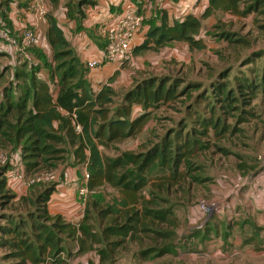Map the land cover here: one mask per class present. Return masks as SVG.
Instances as JSON below:
<instances>
[{
  "label": "trees",
  "instance_id": "trees-1",
  "mask_svg": "<svg viewBox=\"0 0 264 264\" xmlns=\"http://www.w3.org/2000/svg\"><path fill=\"white\" fill-rule=\"evenodd\" d=\"M50 1L54 7L60 2ZM96 4L97 0H66V17L76 22L78 30L83 29L85 8ZM9 8L10 0H0V23L8 28L13 23L9 18ZM218 12L241 17L255 12L256 16H261L264 14V0H209L200 15L189 13L182 20L172 21L163 16L159 24L152 22L145 39L135 48L134 54L159 51L174 42H185L192 50L204 49L206 44L199 37L203 20ZM46 16V37L52 49L51 57L40 46L30 47L25 51L35 60L26 56L15 59L13 55L0 49V57L12 58L8 66H0V82L10 70L15 80L14 83L4 84L0 89V150H15L13 154L19 153L22 165L31 175L42 170H57L71 152L73 164H81L87 169L89 178L86 181L85 174V183L89 192L108 185L119 192L112 203L105 205L107 208L104 211L120 216L125 219V223H116L106 230L124 238L141 223L145 232H150L153 236L146 234L162 247L159 250L169 251L175 233L169 228H165V231L159 229L160 225L155 227L152 216L161 219V212L149 205L158 202L155 197L147 199L142 191L150 184L147 173L158 165L172 171L173 178L170 181L168 175H162L158 178L167 182H155L152 187L160 190L166 187L169 190L173 186V179L179 175V163L183 160L189 163L194 154V135L192 139L186 138L183 143L176 145L170 141V137H165L161 145H155L147 153H131L128 157H110L103 149L142 133L150 119V109L159 108L185 95L188 89H199L200 86L192 83L180 90L173 78L152 75L137 80L119 97L113 87L120 72L118 71L108 81L94 87L87 76L90 68L72 47L55 15L47 13ZM12 34L18 35L19 32ZM220 34L229 41L232 40L230 32ZM254 56L262 57L264 51L255 53ZM43 71L47 77L42 75ZM226 77L223 74L220 78ZM259 87L264 91V68L262 74L238 80L237 92L228 88V84L222 80L213 85L212 91L214 97L223 104L222 108L227 111L236 108V103L239 102L237 93L240 96H256L255 91ZM244 102L247 103L246 100ZM136 106H142L144 111L136 115ZM219 121L220 119L214 121L213 118L202 120L203 134L207 135L210 129L218 134ZM78 126L81 127L80 131ZM10 164L7 161V165L0 166V249L4 250L0 264H71L68 261L71 253L68 242L73 239L81 241V235L88 234L86 223L89 219V201L86 202L85 219L78 224L65 220L61 214H52L48 204L60 178L37 189L31 199L22 197L19 200L18 204L28 202L33 208L26 209L25 215L6 213V210L15 208L17 200V195L10 190L7 177ZM239 167L244 168L245 165L240 164ZM192 170L189 167L188 174ZM247 171L252 172L250 169ZM261 171L260 163L257 173ZM192 178L198 179L197 176ZM164 201L167 204L170 202L167 197ZM94 205L98 206V202ZM139 206L143 207L144 217L140 215ZM152 212V216H146ZM130 220H136L134 225H130ZM148 225L150 230L146 229ZM132 238L135 235L132 234ZM63 252H66L65 257Z\"/></svg>",
  "mask_w": 264,
  "mask_h": 264
},
{
  "label": "rangeland",
  "instance_id": "rangeland-1",
  "mask_svg": "<svg viewBox=\"0 0 264 264\" xmlns=\"http://www.w3.org/2000/svg\"><path fill=\"white\" fill-rule=\"evenodd\" d=\"M60 2L54 9L46 6L47 13L57 15L61 20L62 26L67 29L69 28L68 24L62 22V19L66 16V11L63 9L58 10L59 7H64ZM32 10L35 13L34 8ZM8 12L11 21L16 14H21V12L12 13L10 10ZM26 12L29 11L26 10ZM18 18H21V16H18ZM45 18L48 22L47 16ZM19 22L22 21L19 20ZM11 26L5 28L12 33L16 32L15 29L20 27V25L14 23ZM21 29L24 30L25 26H22ZM221 32H230L232 40L229 41L224 38L220 34ZM67 33L71 35L70 33L72 32L67 30ZM199 37L206 44L204 49L192 50L185 42H174L159 51H147L140 55L134 54L132 58L121 64H116L117 68L113 74L116 75L120 71L113 82V87L119 97L127 89L131 88L137 80L152 75L173 78V80L177 81L180 90L192 83L200 86L199 89L193 87L188 89L185 95H181L178 99L169 101L159 108L150 109V119L142 133L103 149L105 154L110 157H119L121 155L122 157H128L131 153H147L155 145H161L165 137H170V141L176 145L183 143L186 138L192 139V135H194L192 140L194 154L189 160L190 164L185 160L179 163V175L173 179L175 181L169 190L166 187L160 190L157 187H152V184H155V182H167V180L158 178L162 175H168L171 181L173 178L172 171L158 165L147 173L150 178V184L144 188L142 193L150 199L156 198L158 204L149 205L152 207L160 206L159 201L164 197H167L170 202L176 199H184L185 202L192 200L196 204L201 199H211L209 196L211 195L210 189L207 185L215 183L214 181L217 177H214L215 175L217 176L219 171L221 174H225L226 177L231 175L232 179H236L239 173L241 177L251 175L254 178L260 167L259 156L264 154V91L262 88H257L255 91L256 96H240L237 93L239 102L236 103V108L227 111L222 108L223 104L214 97L212 91L213 85L218 80L224 81V83L228 84V88L236 91L238 80L262 74L264 56L255 58L254 55L264 51V14L261 16L251 14L241 17L230 13L218 12L203 20ZM19 55L14 58L19 57L22 59L26 56V58L30 57V60H35L29 52ZM48 55L52 56V49L48 52ZM11 61L12 58L2 56L0 57V66H8ZM223 74L227 75V77L221 79L220 77ZM42 75L47 77L44 71ZM14 82V76L10 70L5 74L4 79L1 80L0 89L4 84ZM245 100L247 103L244 102ZM143 111L142 106H136V115ZM212 118L214 121L220 119L218 134L215 130L210 129L208 134L204 135L201 121ZM14 151L0 150V166L7 165V161H10L9 157L13 155ZM1 156L5 157V159L1 160ZM70 158L71 152L67 154L66 160L61 163L59 168L53 172L58 174L59 177L65 171H71L69 168L76 170L78 179L76 181L75 195L82 205L78 187H82L85 184V177L82 174L84 166L73 164ZM240 164L245 165V167L240 168ZM189 167L193 169L190 174H188ZM11 169L12 166L10 164L7 171L10 172ZM249 169L252 172H248L247 170ZM22 172L26 179L37 175L41 176L42 180L30 186H25L23 182H18L19 180L16 182H14V179L11 180L13 184L9 183V187L11 192L17 195V200H15V208L6 210V213H12L17 216L25 215L27 213L26 209H33L28 202L24 205L18 204L22 197L31 199L37 189L48 185V183H53L46 179L49 174L53 173L52 171L42 170L35 175H31L23 166ZM192 176H197L198 179H194ZM13 178L15 177L13 176ZM224 178L222 179L224 180ZM215 188L219 190L217 184ZM118 194L119 192L109 185L89 192L87 197L89 214L92 216L95 212L97 207L94 205L95 202H100L103 198ZM162 205L166 204L161 203ZM3 252L4 250L0 249V259Z\"/></svg>",
  "mask_w": 264,
  "mask_h": 264
},
{
  "label": "crops",
  "instance_id": "crops-1",
  "mask_svg": "<svg viewBox=\"0 0 264 264\" xmlns=\"http://www.w3.org/2000/svg\"><path fill=\"white\" fill-rule=\"evenodd\" d=\"M60 1L64 7H59L58 10L66 11V0ZM127 1L97 0L95 6H87L84 28L79 30L76 22L66 16L62 22L67 23L69 28H64L61 20L54 14L82 62L87 64L102 57L106 44L102 27L118 17ZM208 2L209 0H143L140 7L146 20L139 34L140 43L145 39L152 22L159 24L163 16L172 21L182 20L189 13L200 15ZM36 3L55 8L50 0H10V11L21 12L20 15H15L12 22L20 25L15 29L19 33L22 26L33 28L41 37L40 47L48 53L51 50L46 37L48 24L33 13L32 6ZM67 30L72 32L71 35H68ZM116 68L115 63L90 68L88 80L97 87L99 83L108 81ZM69 169L70 177L60 179L48 206L52 214H61L65 220L78 224L84 221L86 208L83 209L75 195L78 179L76 170ZM86 172L84 166V177ZM240 175L239 173L236 179H232L231 175L226 177L219 171L214 177H217L215 183L207 185L211 199L201 200L221 201V207L212 215L202 212L199 202L196 204L176 199L167 205L165 197L159 201L160 206L153 207L161 212V219L154 218L153 212L146 214L152 216L156 228L160 225L159 229L169 228L175 233L172 246L166 252L159 250L162 247L146 234L153 236L150 232H145L141 223L124 238L106 230L116 223H125V219L105 212L107 206L101 207L112 203L113 198L119 195L103 198L92 216L87 212L88 234L81 235V241L69 240L68 248L71 253L68 261L71 264H264V172L257 173L254 178L251 175ZM216 184L219 190H216ZM100 203L103 204L99 206ZM161 203L166 205L161 206ZM140 208V215L144 217L143 207L139 206ZM130 221V225H134L136 220ZM149 227L150 225L146 229L150 230ZM132 234L135 238H132ZM62 255L65 257L66 252Z\"/></svg>",
  "mask_w": 264,
  "mask_h": 264
},
{
  "label": "built area",
  "instance_id": "built-area-1",
  "mask_svg": "<svg viewBox=\"0 0 264 264\" xmlns=\"http://www.w3.org/2000/svg\"><path fill=\"white\" fill-rule=\"evenodd\" d=\"M142 1L143 0H128L123 4L121 12L117 18L113 22L105 23L103 25L102 32L107 40V44L100 59L91 60L87 63L89 68H99L105 64H121L133 57L134 50L139 45V34L141 33L146 20V16L140 7ZM32 8H34L38 19L46 20L47 9L45 6L36 3ZM40 45L41 37L33 28L25 27L24 30H21L19 35H14L5 28L2 22L0 23V49L13 55V57L24 53L30 47ZM77 129L80 131L81 127L78 126ZM4 159L5 157L1 156V160ZM259 160L262 171L264 172V155H260ZM10 163L12 169L8 172L9 182L14 179V182L19 180L18 182H23L25 186H30L37 181L42 180L41 176L37 175L30 179L25 178L22 172L23 165L19 153L12 155ZM13 176L15 178H13ZM68 176V171H65L59 177L58 174L53 172L49 174L46 179L49 181H57L60 178H66ZM88 178L89 174H86V181ZM78 194L82 198L81 203L83 209H85L89 194V188L86 183L82 187H78ZM199 207L202 212L212 215L221 207V201L200 200Z\"/></svg>",
  "mask_w": 264,
  "mask_h": 264
}]
</instances>
